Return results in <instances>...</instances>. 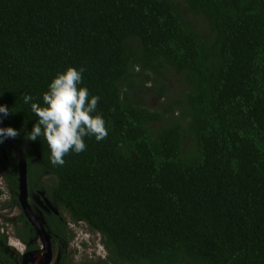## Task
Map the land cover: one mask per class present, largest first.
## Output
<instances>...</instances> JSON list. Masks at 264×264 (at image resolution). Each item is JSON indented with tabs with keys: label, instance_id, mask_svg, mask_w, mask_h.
Returning a JSON list of instances; mask_svg holds the SVG:
<instances>
[{
	"label": "trees",
	"instance_id": "1",
	"mask_svg": "<svg viewBox=\"0 0 264 264\" xmlns=\"http://www.w3.org/2000/svg\"><path fill=\"white\" fill-rule=\"evenodd\" d=\"M69 66L100 97L108 136L86 137L60 166L43 136L24 138L38 118L23 96L42 104ZM151 73L155 86L142 80ZM142 91L167 115L138 101ZM0 104L13 111L2 123L20 131L57 264H74L68 218L106 249L81 264H264V0H0ZM0 170L21 204L6 140ZM18 220L17 236L38 249L33 224L24 212ZM16 263L0 231V264Z\"/></svg>",
	"mask_w": 264,
	"mask_h": 264
},
{
	"label": "clouds",
	"instance_id": "2",
	"mask_svg": "<svg viewBox=\"0 0 264 264\" xmlns=\"http://www.w3.org/2000/svg\"><path fill=\"white\" fill-rule=\"evenodd\" d=\"M83 72V68L72 66L58 72L42 94V104L30 94L23 96V102L30 105L32 113L38 118L31 130L25 131L24 138L35 142L43 136L53 165L62 166L65 155L70 151L76 154L83 152L86 137H94L99 142L108 136L106 121L97 110L100 97L90 95L89 89L82 86ZM10 111L13 112L8 106L0 104V117H7ZM19 135L17 129L0 127V143ZM38 253L34 252V257Z\"/></svg>",
	"mask_w": 264,
	"mask_h": 264
},
{
	"label": "rangeland",
	"instance_id": "3",
	"mask_svg": "<svg viewBox=\"0 0 264 264\" xmlns=\"http://www.w3.org/2000/svg\"><path fill=\"white\" fill-rule=\"evenodd\" d=\"M151 77L152 79L150 80H142L145 81V84L147 86L157 85V81L154 79L155 75L151 73ZM167 81L173 93H177L182 90L181 82H179L175 77H171L170 75ZM137 100L148 105L149 107L161 109L163 110L164 115H167V111L165 110L167 108V106L165 105V101L158 100L156 96L151 93V91L140 92V97H137ZM1 172L3 173V171H0V231L1 233H4L6 235L7 249L10 250L12 257L17 260L16 264H21L23 259L25 263H28L29 259H25L22 257L28 252V246L17 236L15 228V224L16 226L22 227V224L20 223L18 218L22 214L23 209L21 204L16 203L15 199L13 198L12 192L9 189V186L5 179L2 178ZM42 180L49 188H53L57 182L56 177L49 174L44 175L42 177ZM19 195L20 186L18 198ZM27 200L31 204L30 206L32 207V209L33 203H35L36 206L37 203L42 206L41 198L30 191L28 183ZM68 227L71 228L73 233V237L69 242L68 252L73 257L74 264H81V262L90 259L100 260L105 257L106 249L104 248L102 236L99 232L92 230L84 222L75 223L72 222L69 218ZM33 242L35 245L39 246V249H41V251L43 250V248H45L38 232H36V236L33 239ZM51 249L52 258L48 264H57L61 253V247H59V245H56L55 243H52Z\"/></svg>",
	"mask_w": 264,
	"mask_h": 264
},
{
	"label": "water",
	"instance_id": "4",
	"mask_svg": "<svg viewBox=\"0 0 264 264\" xmlns=\"http://www.w3.org/2000/svg\"><path fill=\"white\" fill-rule=\"evenodd\" d=\"M0 127H4L3 123H2V118L0 117ZM6 142L9 144V146L15 150L16 152V156H17V160H18V168H19V186H20V195H19V199H20V203L22 206V209L24 211V213L26 214V216L28 217V219L30 220V222L33 224V226L35 227L36 231L38 232V234L40 235L43 244H44V251H46L47 257L45 259V261L43 262V264H48L52 258V249H51V244L52 242H50V234L49 232L46 231L42 220L40 219V217H38L34 211L32 210L30 203L27 200V161H26V157L24 154V150L22 149V147L18 144V142L13 139V138H7L5 139ZM44 194V193H42ZM44 202L46 203V205L53 210L55 213H58V209L56 207H54L53 202L48 198V197H44ZM46 240V241H45ZM25 258H30V261H36L34 260V252H30L28 254L25 255Z\"/></svg>",
	"mask_w": 264,
	"mask_h": 264
},
{
	"label": "flooded vegetation",
	"instance_id": "5",
	"mask_svg": "<svg viewBox=\"0 0 264 264\" xmlns=\"http://www.w3.org/2000/svg\"><path fill=\"white\" fill-rule=\"evenodd\" d=\"M0 171H1V170H0ZM1 173H2V172H1ZM2 174H3V173H2ZM19 175H20V173H19ZM3 179H4V178H3ZM70 229H71V228H70ZM3 234H4V233H3ZM45 241H46V240H45ZM51 242H52V241H51ZM39 251H41V249L38 248V249H36V250H34V251H31V252H39ZM45 252H46V251L42 250L41 252H39L38 254H36V257L33 258L34 260H36L35 263H33L34 261H33V262L28 261V263H25V262H24V259H23L21 264H43V262H44L45 260H44L43 262L41 261L42 263L40 262V260H42V258L44 257ZM60 254H61V253H60ZM39 256H40V258H38ZM22 257L24 258V256H22ZM21 259H22V258H21ZM45 259H46V257H45ZM59 259H60V257H59Z\"/></svg>",
	"mask_w": 264,
	"mask_h": 264
},
{
	"label": "bare ground",
	"instance_id": "6",
	"mask_svg": "<svg viewBox=\"0 0 264 264\" xmlns=\"http://www.w3.org/2000/svg\"><path fill=\"white\" fill-rule=\"evenodd\" d=\"M45 257H47L46 252H45V255H44V257L42 258V260H40V262H41V261L43 262V261L45 260ZM38 258H40V256H39ZM42 262H41V263H42Z\"/></svg>",
	"mask_w": 264,
	"mask_h": 264
}]
</instances>
